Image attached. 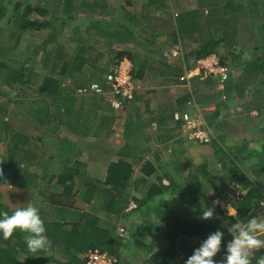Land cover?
<instances>
[{"label":"crops","instance_id":"obj_1","mask_svg":"<svg viewBox=\"0 0 264 264\" xmlns=\"http://www.w3.org/2000/svg\"><path fill=\"white\" fill-rule=\"evenodd\" d=\"M119 1L118 4L114 2L118 11L111 13V0H104L110 11H85L81 23L77 25L87 26V31L93 28L103 31L102 25L107 26L106 32L113 37L107 42V50L112 47L122 49L119 46L124 44L129 46L123 56L129 57L133 62L135 59V67L144 68L142 79H134V99L125 101L121 109H115L107 96L94 93L78 94L76 89L80 84L76 85L75 81L82 79L78 73L69 77V81L68 77L55 76L61 79L64 92L74 90L78 103L91 107L94 113L92 122L82 129V132L62 126L54 134V149L43 146L45 142L37 145L39 148L36 151L44 154L46 161L40 167L36 185L29 189L16 186L23 189L25 194L36 189L39 194L45 189H40L42 180H57L63 170L76 165L75 167L85 170L86 180L95 181L103 189L105 185L102 183L107 178L110 163L119 159L127 160L132 165L133 172L127 194L123 196L127 199L124 209L114 213L110 207L107 208L106 202H109L114 193L104 196L100 190L94 194L93 202L86 206L85 211L100 217L102 225H115L118 233L121 227L125 229V233L121 235H127L125 241L131 242L129 247L137 249L135 254L132 251H122L131 257L127 260L130 261L137 257L148 258L147 249L150 251L156 246L166 249L169 241L164 240L163 234L170 231L169 217L179 216L186 219L197 216V204L214 210L220 206L225 213H228L229 206L237 207L238 201L225 202L223 198L231 181L235 180L245 186L247 192L254 186L264 189V80L250 72L246 65L255 56L264 55V52L258 50L253 52L251 58L243 59L244 49L240 52L234 49L246 46V39H241L243 45H232L234 38H228L223 33L220 36L211 34L206 38V30H214L228 21V25L236 21L227 20L222 13L212 16V21L206 22L204 19L207 17L204 14H208L209 10L204 0L203 3L190 2L191 6H188L195 5L204 16L203 21L198 23L199 33L194 36L175 33L176 18L180 10L168 0ZM127 2L136 8L139 3L141 8L144 4L149 11L140 15L129 13L125 5ZM178 3L186 8L188 2L178 0ZM75 6L76 4L74 8ZM160 11L162 12L158 16ZM78 15L76 13L75 18ZM127 17L133 19L134 24H148L154 28L151 27L149 35L140 39L136 34L134 36L129 27H124ZM142 19H147L148 23ZM235 24L231 29L238 35L239 30ZM116 25H120V28ZM162 28L170 29V35L161 36ZM210 37H223L220 50L233 52L230 54L232 58L236 56L237 60L239 59L224 89L220 88L216 78L193 76L190 79H182L186 69L193 67L194 50ZM178 42L182 43L184 60L175 58L171 53V48ZM105 57L106 53L103 51L98 52L91 60L88 57V66L95 67V63L99 62L104 64L101 66L106 69L111 63L106 64ZM86 70L87 68L82 69L84 72ZM93 74L94 72L87 74V84L96 79ZM65 79L70 82L67 89L64 88ZM43 96L49 103V98ZM198 110L202 112L215 136L209 144H200L185 138L179 122L174 118L175 112ZM54 163L57 165L54 168L56 170L47 173L46 168H51ZM146 163L150 164V169H155L153 173H143L142 168ZM78 188V197L82 198L84 190L81 186ZM152 188L162 189L163 192L150 198ZM41 199L43 203V198ZM131 201H135L138 207L128 211L127 207ZM41 207L42 204L40 209ZM257 215H260L259 210L254 209L246 217L248 219ZM179 237L181 238L178 239ZM179 237L176 242L181 241L183 237H198V241L202 238ZM146 262L145 260L142 264Z\"/></svg>","mask_w":264,"mask_h":264},{"label":"trees","instance_id":"obj_2","mask_svg":"<svg viewBox=\"0 0 264 264\" xmlns=\"http://www.w3.org/2000/svg\"><path fill=\"white\" fill-rule=\"evenodd\" d=\"M247 1L252 10L261 0ZM73 3L74 0H63L65 12L69 13L70 16L67 18L68 20L62 18L60 26H56L54 20L47 18L49 12L46 8L30 3L25 4L21 1L14 3L11 21L20 30L35 32L50 31L44 41L37 45L34 57L30 60V66L23 64L17 69L8 71L5 81H7L10 87H15L14 85L17 83L23 86L27 82L29 76L33 73L34 64L38 62L35 56H38L39 51L41 60L45 64L52 57L56 59L63 58L59 72L60 77H74L78 73L82 79L80 81L76 80V85H87L89 82L87 81L88 75L82 72V69L88 65V59L84 55H80V52L74 56L67 57L64 53L69 47L61 40L63 25L67 21L75 19L76 16L72 10L74 9ZM194 6L184 9L179 8L175 33L194 36L199 33L200 27L198 23L203 21L204 16L207 17L204 20L208 22L212 21V16L217 15L211 11H207L208 14H204L203 16V13H200L199 9ZM225 8L227 7L225 6ZM6 11L7 6H0V17L5 15ZM102 27L105 30L107 26L102 25ZM83 30L84 26L82 25H75L73 28V32L79 36H82ZM212 37L208 38L198 49L194 50L193 54L195 58L206 56L212 52H219L224 38ZM231 44L243 45V42L236 35ZM5 53H7L6 50ZM125 54L126 52H121L118 56L123 57ZM222 59L226 62L224 57ZM234 59H237V57L234 56ZM246 65H248V69L254 75L262 73L264 71V55L255 56ZM106 71L107 67L104 72L106 73ZM105 73L103 74V81ZM143 75L144 68L134 66V79H142ZM94 80L102 81L100 77ZM61 84L60 78L47 75L38 87V91L42 95H46L50 100L46 107H35L33 110L34 114L32 115V120L37 123L36 127L43 129V136L48 129L57 131L62 126L68 127L73 131L82 132V129H85L92 122L91 118L94 113L91 107L78 103L75 93H73L74 90L64 92ZM9 113L10 109L8 105L6 103L0 104V135H3L9 142L8 152L6 155L0 154V161H6L5 166L13 171L12 179L18 180L17 182H13V184L24 189H29L36 185L38 181L36 178L40 175V167L45 163L46 158L44 154L36 151L39 146L29 145L31 141L30 134H23L14 127L13 121L7 116ZM50 124L53 127L49 128ZM21 162L24 163L25 169L20 167L19 163ZM75 166H69L63 170L57 180H48L52 184L49 185V188L40 191L43 198L40 215L47 230L46 235L51 241V247L43 252H29L24 243L25 234L17 230L7 240L0 236V264H86V253L90 248L94 247L117 255L120 259L118 264H121L123 260L120 251L123 247L128 248L129 252L135 249V247H129L131 242L125 241L127 235L119 234L115 225H102L100 217L92 212L85 211L86 206L93 202L94 194L100 190L104 196H110L112 192L114 193L109 202H106L107 208L110 207L114 213H119L120 210L124 209L127 199L123 196L127 194L129 181L133 172L132 165L124 159L111 162L107 178L102 183L105 185L103 189L95 181L86 180L85 170ZM142 169L146 175L155 171L154 168L150 169L149 163H146ZM19 174L20 177L18 176ZM79 186L84 190L82 198L78 197ZM241 187L245 189L246 194L238 201V216L236 217L225 213L220 206H217L216 216L203 219L201 218L200 211L206 208H203L201 204H197L199 207V214L197 216L186 219H181L179 216L169 217L168 225L170 231L163 234L164 240H168L169 245L165 251H159L158 253L160 254L161 262L163 264H184V261L191 255L188 252L190 249L184 245L185 238H182L180 241V251L177 250L175 244L179 236H200L207 238L209 235L221 230L224 223L234 225L238 220H246L247 214L254 209L259 210L260 215L264 216V208H261L259 205V202L264 198V189L254 186L247 192L245 186L241 185ZM161 192H163L162 189L152 188L149 193L150 198L155 197V195ZM227 198L229 201H232L228 195ZM13 210L8 205L0 202V212L7 211L11 213ZM225 248H222V250L224 251ZM261 251L264 252V249ZM180 254H186L187 257L183 259L180 257ZM260 254V252L255 251L250 253L251 264H256V258Z\"/></svg>","mask_w":264,"mask_h":264},{"label":"rangeland","instance_id":"obj_3","mask_svg":"<svg viewBox=\"0 0 264 264\" xmlns=\"http://www.w3.org/2000/svg\"><path fill=\"white\" fill-rule=\"evenodd\" d=\"M17 1H21L25 4L30 3L35 6H41L43 8H46L49 12L47 18L54 20L56 26H60L62 24L61 22L62 18L67 19L70 16V14L65 12V5L63 4V0H0V6H7V11L5 15L0 17V104L6 103L8 105L10 109V113L7 116L11 118V120L13 121L14 127L23 134H30L29 136L31 137L30 139L31 141L29 142L30 143L29 145H34V144L40 145L42 142H45L43 146L47 147V149L48 148L54 149L55 146L54 134L56 133V131L48 129L47 131H45L48 136L44 137L43 129L36 127L37 123L32 120V115L34 114L33 110L35 107H46L48 105L47 99H45V97L38 91V87L43 82L45 76L59 75L58 69L61 66L63 58L56 59L55 57H52L45 64L41 60V54L39 51L38 56H35L38 62L34 64L33 73L29 76V79L23 86L17 83L14 85L15 87L12 88L7 84V81H5V77L7 76L8 71L17 69L23 64H27L28 66L31 65L30 60H32V57H34V51L37 45L41 44L44 41V39L46 38V36L50 31V30H44L43 32H35L31 30H20L17 27V25H15L11 21L13 6L14 3ZM168 1L174 7L184 9L179 5V3L177 4L178 0H168ZM204 1L206 2L205 3L207 4L206 8H208L209 11L213 12L214 14L216 13L217 15L218 13L219 14L224 13L225 18H228L227 20H231V22L236 21L235 22L236 24L235 23L234 24L236 29L239 30L238 36L241 39H246L248 41L246 46H238L234 49V50H239V52L240 50L244 49L243 59L251 58L254 55L253 52L255 51L259 50V52H264V0L259 1L258 5L254 6L252 10H251L252 7L248 5L247 0H204ZM111 2L113 9H110L108 4L105 5L104 0H74V5L76 4V6L72 10L74 11L73 13L75 15L76 13L79 14L77 17L78 19L75 18L71 21L70 20L67 21L62 27L63 34L61 35L62 42H64L69 47L67 48V50H65L64 53L66 54L67 57L74 56L75 54H78L80 52V55H84L87 59L89 57L91 60L93 56H96L98 52L103 51L106 53V57L104 58L105 62L107 61L106 64L109 62L112 64L118 59L117 54H119L120 52H127L129 46L125 44L121 46L118 45L119 47H122V49H114L115 47H112L109 48V50H107V48L109 47L107 42H110L109 41L110 38H113L112 34L110 35L109 32L105 31L108 30L107 28H105V30L103 31L101 30L96 31V28H93L91 32V31H87V29H85L84 26L82 36L76 35L73 32L74 26L81 23L82 21L81 18L84 16L85 11L91 10L93 12H101V10L104 9L108 11L111 10V13L118 11L117 9L118 7L117 5H114V2L115 4H118L120 1L111 0ZM185 2L186 3L188 2L185 5L186 8L188 6H191L190 2L203 3L202 0H192V1L185 0ZM125 5L129 13L135 12L136 14L140 15L142 14V12L149 11V9H147L146 6H144V4H142V8H141L140 6L141 3H139V5L138 3H136V5H138L137 8L132 7V5L128 2ZM104 6H107L109 8H103ZM225 6L227 8H225ZM161 12L162 11L158 12L157 15L160 16ZM35 15L37 16V14ZM142 21L148 23L147 19H142ZM124 22L127 23L126 26L124 27H129V29L132 30L134 36L136 34L140 39H143L144 35L145 36L149 35V30L151 31V27L154 28L153 25L134 24L135 23L134 20L129 19V17H127L124 20ZM228 23H230V21H228L225 24L221 23L222 26H218V28H215L214 30L212 29L206 30L204 36L206 38L209 37L211 34L220 36L223 33L228 38H232V39L235 38L236 34L232 32L233 30L231 29V27H234V24L228 25ZM116 26L120 28V25H116ZM121 27L123 26L121 25ZM170 29L168 30L167 28H162L160 33L162 34L161 36L170 35ZM5 50L7 53H5ZM219 53L221 54L222 57L226 59V62L230 66V74H231V72H233V69L237 67L239 59L237 60L232 58L230 54H232L233 52L220 50ZM241 60L242 58L240 59V61ZM95 64H96L95 67L92 68L86 65L85 67H83V68H87L86 72L84 71L82 72L86 74L94 72L93 77L96 78L100 77V79H102V76L105 73L104 72L105 66L102 68L101 66L102 63L99 62ZM258 76H260V78L264 80V71L258 74ZM66 79L64 83V88L67 89L70 86V82H67ZM69 80L71 79L69 78L68 81ZM51 127H53L52 124L49 125V128ZM8 148H9L8 139L4 138L3 135H0V154L6 155L8 152ZM5 163L6 161H0V202L8 205L12 209L25 206L28 202H33L40 207L42 204L41 203L42 199L40 197V193L38 194V189L25 194L23 189L17 188L16 184L14 185L13 182H17L18 180L12 179L13 171L7 168L5 166ZM19 164L21 168L25 169V165L23 162ZM55 166H57L56 163H54V165H51V168H46V172L49 174L54 172L56 170L54 169ZM18 176L20 177V174ZM42 182H40L39 184L40 189L44 187L49 188V185L52 184V182L49 183L47 178L45 180H42ZM223 198L225 202L229 201L227 195H225ZM216 214H217L216 210L213 209V216H216ZM232 226H233L232 224L224 223L221 227V230H219L223 233V236H222L221 251L215 257L217 261L223 259L224 251L222 250V248H225L227 243L232 239V235L229 232V229H231ZM180 238L181 237H179L178 239ZM206 239L207 238H201L198 241V237H187L185 239L184 245L185 247H188L190 249V251L188 252L192 255L194 250L198 248ZM175 245L177 250L180 251L181 242L177 240ZM159 248L160 247L156 246L152 248L150 251L147 249L146 250V252H148L147 255L149 254L147 259L143 257H137V259H131L130 261H127L128 258H131L127 256V253H131V252H129L126 248L123 247V249L120 251L122 260L124 259L122 263L142 264L143 261L146 260L147 261L146 264H163L161 262L160 254L158 253L160 250L161 252L165 251V249L164 248L159 249ZM153 249H155V251H153ZM124 250L127 253L126 252L123 253L122 251ZM132 251L135 254L137 252V249L135 248ZM180 257L184 259L185 257H187V255L180 254Z\"/></svg>","mask_w":264,"mask_h":264},{"label":"built area","instance_id":"obj_4","mask_svg":"<svg viewBox=\"0 0 264 264\" xmlns=\"http://www.w3.org/2000/svg\"><path fill=\"white\" fill-rule=\"evenodd\" d=\"M175 58L184 60L182 43L178 42L171 48ZM133 61L123 56L107 67L104 81L93 80L87 85L77 87L78 94H99L107 96L115 109H121L125 101L134 99L136 83L133 76ZM193 76L202 78H216L220 88L224 89L230 78V66L224 62L219 52H212L206 56L195 58L193 67L186 69L182 79H190ZM174 118L179 122L182 135L188 140L200 144H209L214 139V133L200 110L196 112H175ZM227 195L232 201L241 200L246 191L237 181H231ZM264 193V192H263ZM264 202V198L260 201ZM138 207L135 201H131L127 210ZM125 229L120 228L123 234ZM120 259L117 255L101 248H90L86 253V264H118Z\"/></svg>","mask_w":264,"mask_h":264},{"label":"clouds","instance_id":"obj_5","mask_svg":"<svg viewBox=\"0 0 264 264\" xmlns=\"http://www.w3.org/2000/svg\"><path fill=\"white\" fill-rule=\"evenodd\" d=\"M259 205L264 208V202H259ZM227 211L233 217L238 216L235 206H229ZM200 212L203 219L213 216L211 207ZM17 230L25 234L24 243L29 252H43L51 247V241L46 235L47 230L40 215V207L37 204L28 202L11 213L0 212V236L7 240ZM229 232L232 239L226 245L223 259L219 261L215 259L222 247L223 233L218 230L209 235L184 261V264H251L250 253L253 251L261 253L256 258V264H264V252L261 251L264 249V216L257 215L238 221L229 229Z\"/></svg>","mask_w":264,"mask_h":264}]
</instances>
